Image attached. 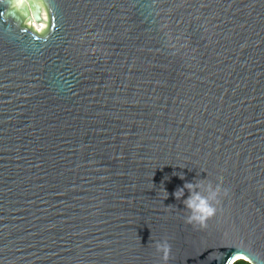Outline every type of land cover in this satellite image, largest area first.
<instances>
[{
	"label": "water",
	"instance_id": "95a60500",
	"mask_svg": "<svg viewBox=\"0 0 264 264\" xmlns=\"http://www.w3.org/2000/svg\"><path fill=\"white\" fill-rule=\"evenodd\" d=\"M228 258L264 264V0H0V264Z\"/></svg>",
	"mask_w": 264,
	"mask_h": 264
},
{
	"label": "clouds",
	"instance_id": "9594fccd",
	"mask_svg": "<svg viewBox=\"0 0 264 264\" xmlns=\"http://www.w3.org/2000/svg\"><path fill=\"white\" fill-rule=\"evenodd\" d=\"M26 3V0H11V8L19 13L20 5ZM43 7V5H41ZM25 26H29L25 24ZM180 177L183 178V173H179ZM205 179V178H204ZM204 179H200L195 182H185L182 187H178L174 190L172 195L180 200L184 197L185 190H187L188 195L182 200L184 209L187 212L185 216V222L192 224L193 226L199 225L204 227L207 220L211 218L215 212L214 202L218 200L221 193V186L219 183L213 185L211 182L204 183ZM164 198L168 196L166 191ZM227 193V190H224ZM156 251L161 254V259L167 261L170 245L167 241L156 242ZM230 264V258L227 259Z\"/></svg>",
	"mask_w": 264,
	"mask_h": 264
},
{
	"label": "trees",
	"instance_id": "16d2710c",
	"mask_svg": "<svg viewBox=\"0 0 264 264\" xmlns=\"http://www.w3.org/2000/svg\"><path fill=\"white\" fill-rule=\"evenodd\" d=\"M233 264H252V263H250L249 261L244 260V259H238Z\"/></svg>",
	"mask_w": 264,
	"mask_h": 264
}]
</instances>
